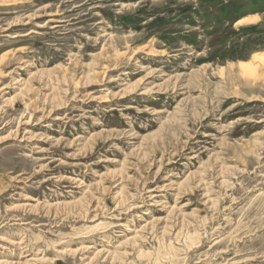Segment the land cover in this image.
I'll list each match as a JSON object with an SVG mask.
<instances>
[{"label":"rangeland","instance_id":"374dc122","mask_svg":"<svg viewBox=\"0 0 264 264\" xmlns=\"http://www.w3.org/2000/svg\"><path fill=\"white\" fill-rule=\"evenodd\" d=\"M262 52L264 0H0V264H264Z\"/></svg>","mask_w":264,"mask_h":264},{"label":"bare ground","instance_id":"6f19581e","mask_svg":"<svg viewBox=\"0 0 264 264\" xmlns=\"http://www.w3.org/2000/svg\"><path fill=\"white\" fill-rule=\"evenodd\" d=\"M255 19L256 18L250 16L245 17L238 20L236 25L247 24V22H256ZM230 71H237L241 77L244 78H251L254 81L264 82V52L253 54L249 62H239L236 67L231 66Z\"/></svg>","mask_w":264,"mask_h":264}]
</instances>
